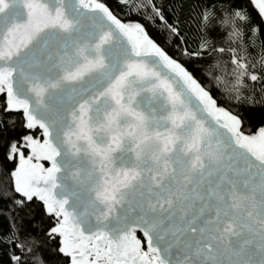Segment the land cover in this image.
Masks as SVG:
<instances>
[{
    "label": "snow or ice",
    "instance_id": "1",
    "mask_svg": "<svg viewBox=\"0 0 264 264\" xmlns=\"http://www.w3.org/2000/svg\"><path fill=\"white\" fill-rule=\"evenodd\" d=\"M0 264H264V0H0Z\"/></svg>",
    "mask_w": 264,
    "mask_h": 264
}]
</instances>
